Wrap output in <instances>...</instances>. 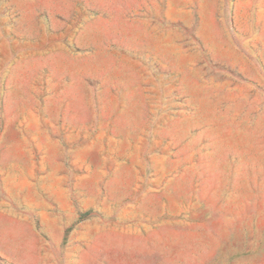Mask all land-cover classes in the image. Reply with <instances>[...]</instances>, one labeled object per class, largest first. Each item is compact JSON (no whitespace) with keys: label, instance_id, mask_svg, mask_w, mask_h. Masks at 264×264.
<instances>
[{"label":"rangeland","instance_id":"374dc122","mask_svg":"<svg viewBox=\"0 0 264 264\" xmlns=\"http://www.w3.org/2000/svg\"><path fill=\"white\" fill-rule=\"evenodd\" d=\"M0 264H264V0H0Z\"/></svg>","mask_w":264,"mask_h":264},{"label":"crops","instance_id":"0c3cea01","mask_svg":"<svg viewBox=\"0 0 264 264\" xmlns=\"http://www.w3.org/2000/svg\"><path fill=\"white\" fill-rule=\"evenodd\" d=\"M14 227L25 231L31 227V222L0 209V243L15 241L14 234L9 231Z\"/></svg>","mask_w":264,"mask_h":264}]
</instances>
